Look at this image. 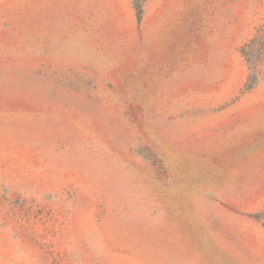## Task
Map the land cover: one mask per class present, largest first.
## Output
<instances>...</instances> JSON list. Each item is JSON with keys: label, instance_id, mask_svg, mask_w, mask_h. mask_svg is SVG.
Here are the masks:
<instances>
[{"label": "rangeland", "instance_id": "obj_1", "mask_svg": "<svg viewBox=\"0 0 264 264\" xmlns=\"http://www.w3.org/2000/svg\"><path fill=\"white\" fill-rule=\"evenodd\" d=\"M134 1L0 0V264H264V0Z\"/></svg>", "mask_w": 264, "mask_h": 264}, {"label": "trees", "instance_id": "obj_2", "mask_svg": "<svg viewBox=\"0 0 264 264\" xmlns=\"http://www.w3.org/2000/svg\"><path fill=\"white\" fill-rule=\"evenodd\" d=\"M134 2H135V7L137 10L138 18L140 19V16L142 13V2H141V0H135ZM251 87H252V84H249L248 88H251Z\"/></svg>", "mask_w": 264, "mask_h": 264}]
</instances>
